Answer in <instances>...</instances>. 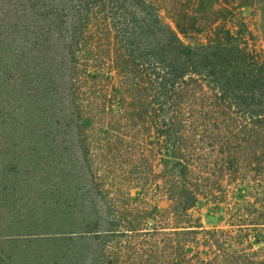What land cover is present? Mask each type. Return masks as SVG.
<instances>
[{
    "label": "trees",
    "instance_id": "1",
    "mask_svg": "<svg viewBox=\"0 0 264 264\" xmlns=\"http://www.w3.org/2000/svg\"><path fill=\"white\" fill-rule=\"evenodd\" d=\"M221 1L0 0V141L41 151L69 233L48 264H264V65L179 36Z\"/></svg>",
    "mask_w": 264,
    "mask_h": 264
},
{
    "label": "rangeland",
    "instance_id": "2",
    "mask_svg": "<svg viewBox=\"0 0 264 264\" xmlns=\"http://www.w3.org/2000/svg\"><path fill=\"white\" fill-rule=\"evenodd\" d=\"M220 8H229L232 14L221 12ZM217 10L218 14L199 19L200 25L205 27L202 32L187 36L179 33L180 38L191 45L207 42L210 35L213 41H217L214 31L221 34L219 29L226 26L234 37L241 40L243 50L238 54L229 49L224 51L225 48L216 49L214 52L221 57L220 60L224 62L228 57L229 60L233 58L234 63L264 65V0H222ZM224 17L226 21L222 20ZM216 26L219 29L212 30ZM36 149L7 147L0 141V264H48L49 257H62L66 249L64 240L69 238V233L63 229L67 224L54 222L49 199L40 188L34 190L32 187L33 174L28 170L32 159L40 158L38 153L41 151ZM108 169L111 176L112 168ZM197 212L205 226L219 224V216L209 207L202 206Z\"/></svg>",
    "mask_w": 264,
    "mask_h": 264
}]
</instances>
